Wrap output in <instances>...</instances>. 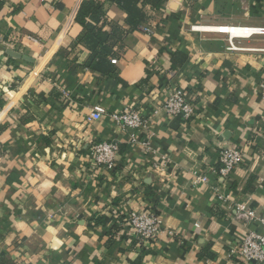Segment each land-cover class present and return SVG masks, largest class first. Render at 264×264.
Instances as JSON below:
<instances>
[{
  "label": "crops",
  "instance_id": "obj_1",
  "mask_svg": "<svg viewBox=\"0 0 264 264\" xmlns=\"http://www.w3.org/2000/svg\"><path fill=\"white\" fill-rule=\"evenodd\" d=\"M84 1L0 0V264H247L229 253L248 229H264L234 221L217 196L264 217V37L233 50L228 35L192 27L240 36L233 27H264V0L144 7L149 18L125 37L110 75L86 67V45L72 47ZM105 12L127 28L120 7ZM170 88L196 102V118L160 110ZM94 107L140 109L146 128L89 122ZM101 142L118 146L114 171L95 169ZM224 148L244 152L230 180L218 174ZM150 209L165 231L148 247L125 220Z\"/></svg>",
  "mask_w": 264,
  "mask_h": 264
},
{
  "label": "built area",
  "instance_id": "obj_2",
  "mask_svg": "<svg viewBox=\"0 0 264 264\" xmlns=\"http://www.w3.org/2000/svg\"><path fill=\"white\" fill-rule=\"evenodd\" d=\"M240 30V36L233 37L232 34H224L214 31L209 27H192V31L220 33L228 35L231 49H237L234 40H246L255 36L264 37V27H233ZM142 30L147 34H153L150 26L143 27ZM111 63L117 65L118 60L112 59ZM262 97L264 99V81L261 84ZM166 99L162 108L168 116L174 119H181L183 122H190L198 116L199 107L196 102L189 98L187 94L177 88L165 90ZM108 117L121 126L124 131H142L146 128L147 121L140 109L124 108L121 112H109L103 107H94L89 122L100 121L102 118ZM132 142H136L135 134L132 136ZM119 149L116 143H94L91 148V158L93 159L95 169L114 171ZM244 152L238 148H224L219 154V171L218 174L225 180H230L235 170L242 163ZM197 185H209L207 175L195 173ZM218 203L227 207L231 218L248 228L254 223L260 224L264 229V217H261L256 210L249 204H235L228 207L231 200L226 194H218ZM128 232L140 245L153 246L163 235L165 231V222L161 215H158L153 209L150 210H132L129 212L125 220ZM171 236L173 235L170 232ZM229 255L241 262L247 264H264V234H260L248 229L247 233L242 236L237 244L231 249Z\"/></svg>",
  "mask_w": 264,
  "mask_h": 264
},
{
  "label": "trees",
  "instance_id": "obj_3",
  "mask_svg": "<svg viewBox=\"0 0 264 264\" xmlns=\"http://www.w3.org/2000/svg\"><path fill=\"white\" fill-rule=\"evenodd\" d=\"M168 0H85L77 14L76 22L82 33L72 47L86 45L90 51L86 67L103 75L113 74L112 59H118L124 48L125 37L140 28L151 11L159 12ZM112 3L120 7L126 14V29L115 22L106 20L105 4ZM109 27L110 31H106ZM173 63V67H174ZM210 257L212 255L209 254Z\"/></svg>",
  "mask_w": 264,
  "mask_h": 264
},
{
  "label": "water",
  "instance_id": "obj_4",
  "mask_svg": "<svg viewBox=\"0 0 264 264\" xmlns=\"http://www.w3.org/2000/svg\"><path fill=\"white\" fill-rule=\"evenodd\" d=\"M12 55L15 56V57H17V58H20L21 57V55H19V54H14L13 53ZM26 60H29V59L26 58Z\"/></svg>",
  "mask_w": 264,
  "mask_h": 264
},
{
  "label": "rangeland",
  "instance_id": "obj_5",
  "mask_svg": "<svg viewBox=\"0 0 264 264\" xmlns=\"http://www.w3.org/2000/svg\"><path fill=\"white\" fill-rule=\"evenodd\" d=\"M237 35H239L237 32H235V33L233 34L234 37L237 36Z\"/></svg>",
  "mask_w": 264,
  "mask_h": 264
},
{
  "label": "bare ground",
  "instance_id": "obj_6",
  "mask_svg": "<svg viewBox=\"0 0 264 264\" xmlns=\"http://www.w3.org/2000/svg\"><path fill=\"white\" fill-rule=\"evenodd\" d=\"M229 32L233 33L234 31L233 30H229Z\"/></svg>",
  "mask_w": 264,
  "mask_h": 264
}]
</instances>
